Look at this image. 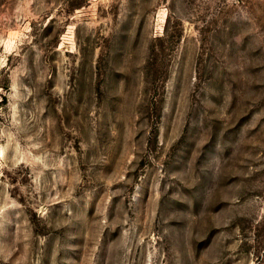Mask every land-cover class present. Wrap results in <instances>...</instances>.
I'll return each mask as SVG.
<instances>
[{"label": "rangeland", "instance_id": "obj_1", "mask_svg": "<svg viewBox=\"0 0 264 264\" xmlns=\"http://www.w3.org/2000/svg\"><path fill=\"white\" fill-rule=\"evenodd\" d=\"M0 264H264V0H0Z\"/></svg>", "mask_w": 264, "mask_h": 264}]
</instances>
